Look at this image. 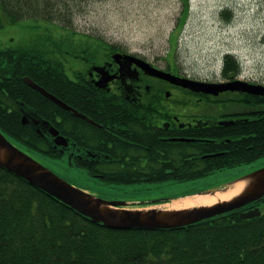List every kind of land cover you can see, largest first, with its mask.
I'll return each instance as SVG.
<instances>
[{"label":"trees","instance_id":"16d2710c","mask_svg":"<svg viewBox=\"0 0 264 264\" xmlns=\"http://www.w3.org/2000/svg\"><path fill=\"white\" fill-rule=\"evenodd\" d=\"M93 1L99 0H0V29L24 20L45 21L66 29L75 45L84 36L73 29L74 23ZM183 3L180 32L190 13V0ZM0 55V131L8 139L59 159L21 117L23 109L43 120L47 106L61 110L23 81L29 77L54 91L57 84L51 79H61L60 59L37 47L4 50ZM240 72V63L227 55L222 77L232 80ZM156 102L157 97L149 99L151 119ZM231 106L241 113L231 125L184 129L181 137L194 142L161 140L162 134L153 126L136 129L138 145L120 144L118 165L124 163L126 169L103 173L104 179L127 185L185 183L264 158V96L244 94L231 100ZM127 152L132 155L128 159ZM256 206L262 208L264 198L186 227L112 230L0 167V264H264V212L252 219L240 218L241 211Z\"/></svg>","mask_w":264,"mask_h":264},{"label":"rangeland","instance_id":"374dc122","mask_svg":"<svg viewBox=\"0 0 264 264\" xmlns=\"http://www.w3.org/2000/svg\"><path fill=\"white\" fill-rule=\"evenodd\" d=\"M183 11V0H99L88 5L73 29L84 36H78L83 41L144 56L171 73L178 71L201 81L222 78L224 59L231 55L240 62L243 78L264 85V0H190L189 17L180 32L178 23ZM0 44L12 50L41 48L54 52L61 60L71 58L73 52L68 31L45 21L24 20L5 26L0 29ZM235 110L231 106L226 112ZM10 141L65 181L106 201L135 203L166 196L180 199L264 168L261 158L191 182L105 184L86 173L70 171L61 158L41 154L15 138L10 137Z\"/></svg>","mask_w":264,"mask_h":264},{"label":"flooded vegetation","instance_id":"af4514ba","mask_svg":"<svg viewBox=\"0 0 264 264\" xmlns=\"http://www.w3.org/2000/svg\"><path fill=\"white\" fill-rule=\"evenodd\" d=\"M82 43L78 40L75 45L69 44L73 49L71 58H59L61 79H51L57 86L50 93L73 111L58 105L61 108L59 111L51 105L47 106L46 120L49 125L43 138L48 152L59 156L74 173H86L105 184H119L105 180L103 173L126 169L124 163L118 165L122 160L117 156L122 150L120 144L133 148L140 143L135 141L136 129L153 126L162 134L161 140L177 142L182 139L186 128H196L197 124L206 122L236 120V116L241 114L237 107V111H226L231 107V100L238 99L244 95L242 93L212 95L193 92L146 72L141 60L171 73L144 56L113 46L97 48ZM4 50L12 49L0 44V51ZM75 50L79 52L75 53ZM50 56L58 58L56 54ZM237 79L259 84L239 76L234 80ZM228 81L232 80L222 77L215 82ZM151 97L159 100L153 104V119L149 103ZM51 128L59 131L60 144L56 143L60 137L54 136ZM126 156L128 159L132 155L127 152ZM171 199L172 196L151 197L135 202L140 206H160Z\"/></svg>","mask_w":264,"mask_h":264},{"label":"water","instance_id":"95a60500","mask_svg":"<svg viewBox=\"0 0 264 264\" xmlns=\"http://www.w3.org/2000/svg\"><path fill=\"white\" fill-rule=\"evenodd\" d=\"M141 63L144 65L146 72L152 76L167 80L193 92L219 95L220 93L230 91L264 96V85L262 84L256 85L240 80L226 83L203 82L175 76L157 69L146 62L141 61ZM24 82L61 108L73 111L72 108L65 105L61 100L34 83L32 79L25 77ZM77 115L82 116L81 114ZM22 123L24 125H33L39 134L45 132L46 127L49 125L47 121L38 118L34 112L28 109H23ZM233 123L234 121H221L216 124L231 125ZM51 132L54 136L60 137L59 132L54 128H51ZM60 140L61 137L56 139V143L60 144ZM181 141L190 140L181 139ZM0 167L23 179L29 185L43 191L92 222L102 224L112 230L156 231L186 227L242 209L264 198V168H261L237 178L224 186L175 201L181 202L197 198H213L214 201L211 204H198L192 207L182 208L155 206L127 209L125 208L128 204L127 202L106 201L73 186L13 145L1 131ZM260 215V209L255 208L240 213V218L246 220Z\"/></svg>","mask_w":264,"mask_h":264},{"label":"bare ground","instance_id":"6f19581e","mask_svg":"<svg viewBox=\"0 0 264 264\" xmlns=\"http://www.w3.org/2000/svg\"><path fill=\"white\" fill-rule=\"evenodd\" d=\"M214 201L213 198H197L193 200H185L181 202H175L173 208L192 207L198 204H211Z\"/></svg>","mask_w":264,"mask_h":264}]
</instances>
